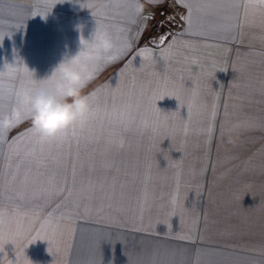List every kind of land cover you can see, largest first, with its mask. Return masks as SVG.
<instances>
[{
    "label": "rangeland",
    "instance_id": "rangeland-1",
    "mask_svg": "<svg viewBox=\"0 0 264 264\" xmlns=\"http://www.w3.org/2000/svg\"><path fill=\"white\" fill-rule=\"evenodd\" d=\"M115 2L0 0V112L15 102L10 86L31 87L60 63L55 49L81 32L73 12ZM168 16L176 28L168 32L178 31ZM229 26L205 67L184 65L186 76L192 68L200 78L197 95L172 105L164 96L179 80L166 81L155 127L139 126L147 111H113L111 95L93 106L87 120L130 123L105 125L102 134L150 137L112 142L97 182L76 168L56 175L38 153L49 142L26 131L30 119L0 128V264H264V14L232 11ZM116 91L134 106V91Z\"/></svg>",
    "mask_w": 264,
    "mask_h": 264
},
{
    "label": "crops",
    "instance_id": "crops-1",
    "mask_svg": "<svg viewBox=\"0 0 264 264\" xmlns=\"http://www.w3.org/2000/svg\"><path fill=\"white\" fill-rule=\"evenodd\" d=\"M88 1V0H81ZM90 1H117L114 5L94 9L78 10L73 13H80L79 21L81 32L75 39H70L67 45H61L59 48L58 61L69 59L79 55L81 61H86L94 67V76L86 86V93H96L93 106L104 104L111 95L112 110L124 112L121 104L129 106L127 98H116V87L125 86L134 91L132 93V104L130 111H147L149 121L139 123L140 127H155V114L160 107L165 93L166 81L178 79V83L171 82L170 87L164 97L174 105L178 98L184 105L182 97L190 99L197 95L193 93V87L200 89V78L195 77L193 70L189 69V74H184V65L203 63L204 67L208 64L211 55H215L217 33L223 34L224 38H230L231 28L225 30L226 25H230L232 10L203 8L197 10L193 8V30L186 31L188 14L187 4H207L217 3L221 0H138L139 9H137V0H90ZM113 4V3H112ZM150 11V12H149ZM94 13H99L94 14ZM165 15H171L179 22V30L169 33L163 28L160 33H155V27ZM239 15V14H238ZM106 30L113 38L114 47L106 53H101L95 57H89V40L92 39L95 30ZM164 37L161 42L160 37ZM60 47V46H59ZM141 50H144L141 52ZM50 52V50L48 49ZM163 53V54H161ZM112 57V58H110ZM200 58V61H199ZM91 61V62H90ZM204 72L205 69H204ZM181 79L189 81L182 82ZM194 79H197L194 81ZM195 85V86H194ZM110 88H112L110 90ZM192 88V89H191ZM98 91V92H96ZM171 94V96H170ZM140 96L141 99L136 98ZM150 101V109L146 110ZM139 105V106H137ZM94 108V107H93ZM181 110L184 109L181 105ZM101 111H107L105 107ZM173 108H170L172 112ZM130 123H116V121L86 120L84 126L79 125L76 128V135H72L69 130L68 135L58 136L56 140L49 142L47 147L40 148L39 155L48 161V164L54 169H60L56 175H72L74 168L82 176H94L97 182L98 173L104 163H111L112 160V142L120 143H146L149 144L150 137L142 136H124L104 135L105 131H98V128L111 125H125ZM133 123L132 125H134ZM141 124H143L141 126ZM110 128V127H109ZM85 129V135L82 133ZM114 139V140H113ZM64 142L65 146L60 143ZM86 145L83 147L82 145ZM72 147H77L82 151L80 158L84 161V166L76 167L74 160L76 154ZM30 150V147L27 148ZM25 149V150H27ZM92 149L105 157L92 156ZM45 150L47 152H45ZM75 150V149H74ZM137 150V148H136ZM140 150V149H139ZM39 151V150H38ZM130 151V150H129ZM131 152V151H130ZM55 160L49 162V160ZM51 160V161H52ZM128 168V167H127ZM76 172V174H80ZM37 173V172H36ZM40 175H43L40 173ZM80 182V181H78ZM71 183L76 181L71 180Z\"/></svg>",
    "mask_w": 264,
    "mask_h": 264
},
{
    "label": "clouds",
    "instance_id": "clouds-1",
    "mask_svg": "<svg viewBox=\"0 0 264 264\" xmlns=\"http://www.w3.org/2000/svg\"><path fill=\"white\" fill-rule=\"evenodd\" d=\"M137 0L136 7L139 9ZM112 36L103 29L95 30L89 40V57L112 50ZM79 54V53H78ZM61 61L50 76L31 87L19 91L11 109L0 112V128H12L25 118L45 137H57L73 122L89 115L96 93L83 94L82 89L94 76V67L76 59Z\"/></svg>",
    "mask_w": 264,
    "mask_h": 264
},
{
    "label": "snow or ice",
    "instance_id": "snow-or-ice-1",
    "mask_svg": "<svg viewBox=\"0 0 264 264\" xmlns=\"http://www.w3.org/2000/svg\"><path fill=\"white\" fill-rule=\"evenodd\" d=\"M88 7H94L92 4H89ZM186 7L188 8V14L186 16L187 21V28L186 31L191 32L193 30V8L195 7L197 10L203 9V8H212V9H228L232 10L237 16L240 12V9L244 10V14L247 15L249 9H259L262 14H264V0H221V2L217 3H207V4H187ZM99 14V13H94ZM227 28H230L231 26H226ZM99 28H97V31ZM161 42H163L164 37H160ZM144 50H141L143 52ZM163 54V53H161ZM112 58V57H110ZM76 59H80V57H76ZM6 72L9 75H12L14 72V69L11 65H8L6 67ZM45 81H37V80H30L29 83L31 85H36L37 83H44ZM27 87H24L23 89H26ZM15 93V95H18L19 91L15 90V86L12 85L9 88V95ZM95 103V100L93 101V104ZM98 109L93 108L90 110V113L87 117L82 118L80 121L73 122L72 125H70L68 128L64 129L63 132L59 136H67L69 133V130H71L72 135H76V128L79 125L81 128L84 126L85 121L88 119L90 115H93ZM28 133L33 134L34 140L36 143L43 145L46 142H52L57 139V137H45L41 135L35 128H29L26 130Z\"/></svg>",
    "mask_w": 264,
    "mask_h": 264
},
{
    "label": "built area",
    "instance_id": "built-area-1",
    "mask_svg": "<svg viewBox=\"0 0 264 264\" xmlns=\"http://www.w3.org/2000/svg\"><path fill=\"white\" fill-rule=\"evenodd\" d=\"M163 27H165L166 29H170V30H175L176 28H175V26H174V24L172 23V21H171V18H164V21L162 22V26H159L158 27V31H161L162 30V28Z\"/></svg>",
    "mask_w": 264,
    "mask_h": 264
}]
</instances>
